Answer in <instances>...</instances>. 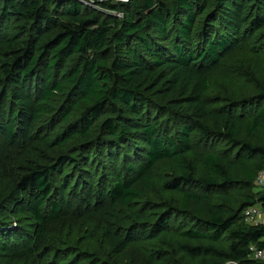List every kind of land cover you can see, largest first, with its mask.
Wrapping results in <instances>:
<instances>
[{
	"label": "trees",
	"instance_id": "trees-1",
	"mask_svg": "<svg viewBox=\"0 0 264 264\" xmlns=\"http://www.w3.org/2000/svg\"><path fill=\"white\" fill-rule=\"evenodd\" d=\"M98 3L0 0V141L20 167L37 138L64 150L52 159L43 149L16 178L0 180V255L24 237L12 264H117L132 244L172 232L188 240L173 254L199 264H264L250 250L264 248V224L243 218L247 206L264 207V188L252 190L264 169V143L239 136L245 120L250 136L264 129V88L256 87L253 99L231 101L220 115L205 98L218 70L244 78L235 53L264 62V0ZM26 101L33 108L27 136ZM76 113L59 135L36 132V124L52 131ZM75 137L82 140L64 148ZM188 153L200 163L199 175ZM160 163L178 175L164 179L162 170L158 187L180 193V204L167 202L154 219L137 210ZM68 165L79 174H66ZM237 167L242 177L233 174ZM93 183L105 188L98 194L105 206L63 218L66 192ZM241 187L244 199L227 204ZM134 213L139 221L127 227Z\"/></svg>",
	"mask_w": 264,
	"mask_h": 264
},
{
	"label": "rangeland",
	"instance_id": "rangeland-1",
	"mask_svg": "<svg viewBox=\"0 0 264 264\" xmlns=\"http://www.w3.org/2000/svg\"><path fill=\"white\" fill-rule=\"evenodd\" d=\"M91 3L92 6L100 7L98 1L102 0H86ZM115 1H129V0H115ZM249 3V2H248ZM117 15L122 16L121 13H117ZM245 15V12H244ZM263 33H264V29ZM3 41L0 42V46ZM1 58V57H0ZM233 65L237 67H241L243 71L241 72L244 75L242 80L233 79L227 77L230 74L225 71L218 70L214 73L213 77H216L217 80L211 82V85L208 91L205 93V98L210 100L209 106L211 108H217V113L214 112L213 115H220L228 110L231 101H243V99L250 100L258 94L256 87L264 88V62L262 60L254 59L252 56L245 52H237L232 57ZM231 59V60H232ZM227 75V76H226ZM232 77V76H231ZM176 95V94H175ZM23 107L24 115L22 116V128L23 133L27 136L29 125L31 124V117L33 114V108L31 101H26ZM219 110V111H218ZM5 111L7 114V118L10 116V110L8 106L5 107ZM78 113H76L69 122L66 123H58V125L50 131V126L45 124L42 119L43 124H36L37 133L39 136L46 134H51V136L59 135L63 133L64 129L68 127V125L72 124L75 120H77ZM206 121L210 123H215L216 118L210 117L206 118ZM250 125L249 121H244L241 125L240 130V138L247 140H254L258 143H264V129H259V131L255 132L253 135H249L247 133V127ZM254 138V139H253ZM82 138L75 137V139H70L64 148H70L76 145ZM59 144V143H58ZM55 140H53L52 145H45L42 139H35L32 142V145L28 152L24 155L23 159L20 160L21 167L25 164L31 162L37 158L38 154L45 150L47 156H52V159H55L63 153V147L59 146ZM5 144L0 141V180L2 179L3 184L7 183L8 179L12 177H17L21 172L22 168L18 163H13L10 159L13 155H15L14 150H12L9 146H4ZM187 158L189 161H192L196 167V173L199 175L201 172L200 163L196 160L192 153L187 154ZM117 165L122 164V161H118ZM166 164L160 163L158 165V169L156 171V178L154 180V188L148 189L143 187L142 193V202L140 203L139 210L144 212L148 218L154 217V219H158L159 216L163 215L166 211L165 206L167 207V202H171L173 206H179L180 204V193L171 191H163L158 187V180L160 179L159 172L165 170L163 172V178H170L178 175V173L174 172V170L169 167L165 168ZM249 166H253V163H249ZM89 168V167H88ZM164 168V169H163ZM112 169V168H111ZM92 175L96 174L95 168L92 169ZM75 171L71 165L66 167V174L73 173ZM233 174L238 177H242V171L239 167L232 170ZM79 174V171H75L76 174ZM107 173V172H105ZM78 176V175H77ZM77 178V177H76ZM113 179V178H112ZM157 184V185H156ZM82 186V185H81ZM261 188L255 185L252 189L253 192L259 191ZM56 192V189H54ZM74 191V187H71L65 195L64 209L62 216L63 218L69 217L67 214H72L73 217L81 213H89L91 211H97L99 208H103L105 205L102 200L98 199V194L105 192V188H98V185L95 183L92 186L84 191L82 187L79 189V194L72 193ZM107 191V189H106ZM248 190L243 187L232 190L230 193V201H227V204H230L233 207H236L243 199L244 194L247 193ZM59 197V195H56ZM55 196V197H56ZM100 196V195H99ZM218 202H224V198L217 199ZM80 206V207H79ZM138 213V212H137ZM138 214H131L130 220L128 221L127 227H130L133 223L139 221L137 218ZM33 221V220H32ZM143 223L147 224V219L144 218L142 220ZM26 224V223H25ZM83 238H87V235L83 234ZM23 239L20 241V246H14L8 243L7 253L4 255H0V260L3 264H12L15 258H17L16 254H18L22 249L21 246L24 245ZM179 241L187 242V239L181 238L179 235H176L172 232L161 233L157 237L152 239H145L138 244H132L129 246L123 253L117 255L115 259L117 260V264H199V258L192 259L188 255L184 253L173 254L172 251L175 247V244ZM194 242V241H193ZM88 244V241H86ZM163 252H169L168 255H163ZM47 258V257H45ZM48 262V260H46Z\"/></svg>",
	"mask_w": 264,
	"mask_h": 264
},
{
	"label": "built area",
	"instance_id": "built-area-1",
	"mask_svg": "<svg viewBox=\"0 0 264 264\" xmlns=\"http://www.w3.org/2000/svg\"><path fill=\"white\" fill-rule=\"evenodd\" d=\"M256 184L260 188H264V169L258 173ZM244 221L248 224H264V207L257 202L253 205L247 206L243 211ZM251 256L255 260L264 262V248L252 245L250 247ZM227 264H240L239 262L230 261Z\"/></svg>",
	"mask_w": 264,
	"mask_h": 264
}]
</instances>
